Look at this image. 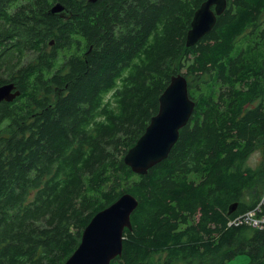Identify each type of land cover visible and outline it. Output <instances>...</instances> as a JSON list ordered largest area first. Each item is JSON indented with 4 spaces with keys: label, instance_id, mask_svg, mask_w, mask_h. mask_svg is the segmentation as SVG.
Instances as JSON below:
<instances>
[{
    "label": "trees",
    "instance_id": "1",
    "mask_svg": "<svg viewBox=\"0 0 264 264\" xmlns=\"http://www.w3.org/2000/svg\"><path fill=\"white\" fill-rule=\"evenodd\" d=\"M202 1L0 0V84L20 89L0 106V264H63L124 192L138 204L109 264H264V230L232 222L264 188L246 164L264 154V0H226L187 47ZM57 2L66 17L49 12ZM182 69L190 118L134 173L124 154Z\"/></svg>",
    "mask_w": 264,
    "mask_h": 264
},
{
    "label": "water",
    "instance_id": "2",
    "mask_svg": "<svg viewBox=\"0 0 264 264\" xmlns=\"http://www.w3.org/2000/svg\"><path fill=\"white\" fill-rule=\"evenodd\" d=\"M225 7L226 0L202 1L193 12L185 45L190 47L207 34ZM49 12L67 16V11L58 2ZM12 88V84L1 85L0 100H11L20 95L19 90L11 93ZM194 105V100L189 96L186 76L181 72L171 75L158 97L157 112L124 154V162L132 172L145 174L150 167L168 156L177 141L179 129L188 122ZM137 204L138 199L133 194L124 192L97 211L83 228L78 245L63 264H109L122 252L123 232L125 228H132L130 216ZM235 208L236 203L230 205L228 214Z\"/></svg>",
    "mask_w": 264,
    "mask_h": 264
},
{
    "label": "rangeland",
    "instance_id": "3",
    "mask_svg": "<svg viewBox=\"0 0 264 264\" xmlns=\"http://www.w3.org/2000/svg\"><path fill=\"white\" fill-rule=\"evenodd\" d=\"M180 72L184 73V70L182 69ZM246 164L252 168H259V169H262L264 171V154L261 152V150L255 149L247 157ZM257 191H258V193H261L260 197H262V193L264 192V188H262L261 190L257 189ZM251 218H255L253 213L251 215ZM255 219L261 220L258 224H260L261 222L264 223V221H263L264 218H255ZM247 261H248V257L246 254H239V255H236L231 260L227 261L225 264H245Z\"/></svg>",
    "mask_w": 264,
    "mask_h": 264
},
{
    "label": "built area",
    "instance_id": "4",
    "mask_svg": "<svg viewBox=\"0 0 264 264\" xmlns=\"http://www.w3.org/2000/svg\"><path fill=\"white\" fill-rule=\"evenodd\" d=\"M262 205H264V192L262 193V197L260 198L258 205L254 209L248 210L242 215H238L235 220H232V222L235 224L243 223V222L249 223L252 226H258L259 228L264 230V223L261 222L260 224H258L261 220L255 219V218H264V212L260 210ZM257 211L258 213H255ZM252 213L254 214L255 218H251Z\"/></svg>",
    "mask_w": 264,
    "mask_h": 264
},
{
    "label": "flooded vegetation",
    "instance_id": "5",
    "mask_svg": "<svg viewBox=\"0 0 264 264\" xmlns=\"http://www.w3.org/2000/svg\"><path fill=\"white\" fill-rule=\"evenodd\" d=\"M84 56V55H83ZM4 84H12L13 85V88L11 89V93H14L16 90H19L20 91V89H19V87H18V85L15 83V79L14 78H11L10 80H8V81H4V82H2L1 84H0V86L1 85H4ZM59 92H60V90L59 89H56L55 90V92L53 93V95H52V97L49 99L50 101H49V105H52L53 103H55V99H53V97L55 96V95H59ZM20 96V95H19ZM19 96H15L14 98H12L11 100H5V99H2V100H0V106L2 105V104H11V103H14L17 99H18V97ZM53 102V103H52ZM1 117H3L2 115H1V113H0V122L2 121V119L3 118H1Z\"/></svg>",
    "mask_w": 264,
    "mask_h": 264
}]
</instances>
